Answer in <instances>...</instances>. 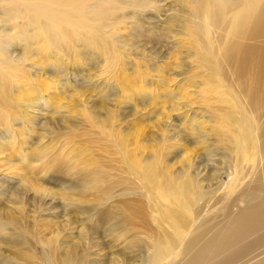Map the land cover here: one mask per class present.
Instances as JSON below:
<instances>
[{"label":"rangeland","instance_id":"374dc122","mask_svg":"<svg viewBox=\"0 0 264 264\" xmlns=\"http://www.w3.org/2000/svg\"><path fill=\"white\" fill-rule=\"evenodd\" d=\"M208 1L206 12L220 14L221 22L217 28L205 23L198 27L197 40L222 49L232 39L236 16H247L243 11L252 6L251 0ZM203 2L79 0L78 7L70 8L52 0H0V72L8 82L5 101H0V205L9 204L15 190L24 192V215L15 213L21 228L43 229L44 221L36 225L33 221L45 202L36 196V188L57 190L73 183L69 168L96 172L102 181H85L83 188L73 190L74 197L53 200L58 205L53 214L59 219H52L57 223H48L51 228L45 232L68 220L79 229L75 241L87 238L92 244L89 251L96 261L112 257L114 264H138L139 258H148L153 263V255L157 263L163 260L149 247L138 257L139 250L129 248L131 238L124 231L134 228L128 219L136 223L144 218L139 230L169 250L173 246L168 236L155 237L161 226L172 231L171 220L153 218L148 202L141 205L136 190L125 196L123 192L139 188L141 177L156 165L162 173L175 174L183 167L177 160L185 149L196 157V165L210 158L207 148L214 149V155H227L229 148L222 139L226 128L220 127L230 110L224 92L243 105L247 98L233 94L240 88L235 66L229 73L213 74L193 42L190 30L201 20L196 11ZM199 12L203 15V8ZM80 16L87 17L88 27L82 26ZM63 26L76 40L96 28L108 51L91 59L86 47L77 46L82 57L60 53L49 60L48 55L55 53L49 32L57 37ZM91 35L101 39L97 33ZM176 141L178 145H172ZM226 174L222 177L228 186L231 177ZM141 206L148 215L140 217ZM73 207L85 212L72 211ZM94 209L114 218V234L104 232ZM190 210L189 228L197 232L209 216L195 207ZM88 229L92 231L87 236ZM187 237L180 241L182 250ZM28 242L41 253L34 238Z\"/></svg>","mask_w":264,"mask_h":264},{"label":"bare ground","instance_id":"6f19581e","mask_svg":"<svg viewBox=\"0 0 264 264\" xmlns=\"http://www.w3.org/2000/svg\"><path fill=\"white\" fill-rule=\"evenodd\" d=\"M52 1L70 8L79 5V0ZM260 1L251 0L249 4L253 7L248 5L243 11L246 17L236 16L232 39L222 49L197 40V28L202 27L204 23L207 27L217 28L221 22L220 14L206 12L208 0H204L202 7H198L196 11V19L201 20L195 22L190 30L195 46L205 57L213 74L229 73L235 66L236 80L240 83V88L239 92L233 94L240 97L245 95L247 98L243 105L239 98L231 99L224 92L230 103V110L225 113L226 124L221 123L220 127L223 130L226 128L222 139L229 148L227 155H214L212 152L215 150L207 148L206 153L210 158L205 164L196 165V157L185 149L177 160L183 167L175 174L171 171L162 173L156 165L155 170L148 168L141 177L139 188L123 192L122 196H125L136 190L142 199L141 205L145 201L148 202L153 218H169L172 224V231L160 225L162 228L155 237L162 240L164 236H168L167 239L173 246L169 250L162 242H151V238L145 236V230H139L143 228L144 218H140L136 223L128 219L127 222L134 225L129 232L119 227V231H124L125 237L131 238L129 248L133 251L139 250L138 257L144 248L148 247L163 257L158 263V258L154 255L151 257L153 263L148 258H139L138 264H264V6L261 7ZM100 3L102 2L97 4ZM201 8L203 15L199 12ZM80 17L82 26L88 27L87 17ZM57 33L58 38L51 32L48 35L52 48H55V53L48 55L49 60L60 53L67 58L74 55L82 57V53L76 49L77 46L86 47L85 50L91 59L99 52L108 51L106 41L96 28L91 34L97 33L101 39L97 35L84 34L83 36H88H81L76 40L64 26ZM3 76L0 72V101H5L4 93L8 87L7 79L4 80ZM51 85L46 84L47 88ZM172 145H178L177 141ZM192 166L194 169L190 173ZM72 171L69 168L73 183L64 185L65 188H36V196L41 195L40 198L45 202L40 206V211H35L33 221L35 225L44 221L42 231L32 230L28 225L21 228L22 225L18 224L15 213L24 215V192L15 190L14 199H7L9 204L0 205V264H114L112 257L97 261L91 258L95 256V253L89 251L92 244L86 242L87 238L82 242L75 241L80 234L79 229L68 223V220L60 222L59 228L45 232L48 223H57L52 219H59V214H53L58 207L53 200L61 201L66 195L74 197L73 190L83 188L81 183L85 181H102L96 172L90 174ZM225 171L226 175L231 177L228 186L222 177ZM226 187L230 189L222 192ZM105 188L108 193L111 192L110 183ZM48 197L52 199L48 200ZM132 206H129L130 210ZM194 207L201 213L204 211V216H209L199 223L201 229L197 232L189 228L190 209ZM71 210L85 212L78 207ZM94 212L101 216L100 222L104 232L114 234V218L110 214L98 212L97 209H94ZM146 215V209L141 206L140 217ZM11 224L14 225V232L9 234ZM179 226H187V230H177ZM90 231L92 230L88 229L85 234L90 235L87 234ZM186 237L188 240L182 250L180 241ZM29 238H34V244L41 246V253L37 254L32 249ZM165 252L169 254L166 255ZM13 257L16 259L9 261V258ZM179 257L180 260L175 262Z\"/></svg>","mask_w":264,"mask_h":264}]
</instances>
